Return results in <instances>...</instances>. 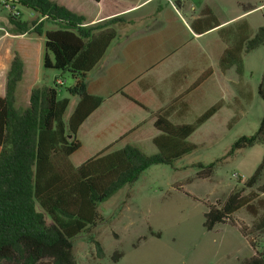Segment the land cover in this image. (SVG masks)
I'll list each match as a JSON object with an SVG mask.
<instances>
[{"label":"trees","instance_id":"obj_1","mask_svg":"<svg viewBox=\"0 0 264 264\" xmlns=\"http://www.w3.org/2000/svg\"><path fill=\"white\" fill-rule=\"evenodd\" d=\"M15 1L38 13L39 22L29 23L10 14L13 34L43 36L44 71L68 72L73 79L68 91L79 100L66 121L70 98L59 96L57 78L53 85L33 87L29 104L18 106L16 93L23 78L24 62L15 54L7 75L6 95L0 96V264H78L75 239L82 233H93L102 223L99 205L135 183L152 165L175 167L178 160L195 151L199 145L191 140L193 133L218 113L222 101L208 107L192 123L176 124L170 117L175 111L179 113L176 105L180 97L174 99L154 114L155 154L148 155L129 144L123 147L112 144L76 166L71 157L82 148L78 129L103 102L88 90L86 79L116 38L114 25L120 19L83 26L87 22L84 16L56 0ZM203 15L204 31L219 25L209 9H204ZM45 22L51 25L44 30ZM219 34L227 44L219 57L220 70L234 68L241 81L244 56L264 45V25L254 31L246 21H239L221 29ZM210 74L209 69L187 93ZM258 94L264 100V74ZM239 117L235 113L231 122ZM259 144H264V115L257 131L240 136L226 156ZM216 163L217 160L207 165L198 162V174L206 170L203 177H210ZM263 171L264 156L242 188L231 191L223 202L207 205L204 215L203 226L208 231L221 223H235L233 215L241 209L255 217L251 227L240 228L243 236L250 237L256 251L243 264H264V246L259 249L257 243V237L264 232V197L245 193V187H253L260 181ZM89 239L103 258L101 241L95 234Z\"/></svg>","mask_w":264,"mask_h":264},{"label":"rangeland","instance_id":"obj_2","mask_svg":"<svg viewBox=\"0 0 264 264\" xmlns=\"http://www.w3.org/2000/svg\"><path fill=\"white\" fill-rule=\"evenodd\" d=\"M2 4L1 2L0 26L9 33V40L6 41L12 43L11 52L17 53L16 49L21 46L27 48L31 44L34 47L40 42L44 48L43 36L32 33L13 34L14 27L9 21L11 12ZM17 8L20 12L19 19L29 23L39 22L38 13L35 11L19 4ZM50 25V22H45L43 29ZM31 26L35 27L33 24ZM211 37L213 36L208 39ZM245 59L250 102L245 101L243 106L236 96L231 111H224L221 116L210 119L193 133L191 140L199 147L178 160L175 167L166 164L152 165L135 183L127 185L102 202L99 210L103 221L91 234H95L103 244L105 256L99 257L95 244L89 239L91 234L85 232L75 239L74 255L78 264H243L244 260L255 254L250 237L243 236L240 232L241 226L249 228L255 220L248 210L241 209L234 214L233 224L221 223L211 231L203 226L207 205L223 202L231 191L242 188L264 156V144L237 150L226 156L232 143L240 136L252 135L257 131L264 115V100L258 94L261 80L259 62L254 53L247 55ZM203 65L204 69L209 66L218 67L213 59ZM45 72L44 84L53 85L54 72H58L59 77L64 80V84L59 86V96L71 97L68 88L73 79L68 72ZM230 74L220 78L223 84L214 77L204 85L200 91L204 104L196 99L194 104H190L184 118L173 121L178 124L192 123L205 111L206 104L211 103L217 94L226 92V86L232 78ZM192 81L193 79L188 83ZM234 85L238 91L240 85ZM24 102L20 95L19 104L24 105ZM74 107L72 102L65 119ZM232 111L240 116L235 122L230 121ZM131 145L148 155L157 151L152 140L147 138L144 142ZM89 153L88 148L77 151L71 157L72 163H82ZM214 160L217 163L210 177H203L206 170L198 174V162L207 165ZM245 188V193L253 192L264 197V171L255 186ZM257 240L261 249L264 246V232ZM116 254L122 255L117 257Z\"/></svg>","mask_w":264,"mask_h":264},{"label":"crops","instance_id":"obj_3","mask_svg":"<svg viewBox=\"0 0 264 264\" xmlns=\"http://www.w3.org/2000/svg\"><path fill=\"white\" fill-rule=\"evenodd\" d=\"M56 1L84 16L87 22L83 26L120 19L114 25L117 30L116 38L86 79L88 90L103 99L101 105L85 119L77 132V138L82 143L79 151L87 148L90 151L86 159L112 144L115 147H123L144 142L146 138L153 142V137L157 133L154 127V114L180 97L176 105L179 113L175 111L170 119L181 120L188 114L190 104H194L196 99L204 104L200 91L214 77L220 81L227 73L232 75L226 92L217 94L211 103H205L207 109L222 101L221 109L210 119L217 115L221 116L224 111H231L236 96L243 106L245 101L250 102L248 92L250 85L245 77L247 55L244 56L245 72L241 81L234 68L222 72L219 57L227 48V44L220 37L219 31L239 21H246L250 28L256 31L264 25V10L259 9L260 6H264V0ZM204 9H209L219 22V25L206 31L203 22ZM8 35L9 33L0 26L2 97L6 95L7 75L16 54L11 52L12 43L6 41L9 40ZM209 36L213 37L208 39ZM28 45L27 48L21 46L16 49L24 62V74L20 81L22 86L19 83L16 93L18 105L19 96L24 98V105H20L22 107L29 104L32 88L44 84L46 73L43 69V44L40 42L34 47ZM252 53L256 54V60L259 62L257 63L262 80L264 45ZM212 59L218 63V67L209 66L204 69L203 64L210 63ZM209 69L211 70L209 77L187 93L188 88ZM57 78L63 80L58 72H54L53 84ZM191 79L193 81L188 83ZM220 83L223 84L221 81ZM236 83L240 85L238 91L235 89ZM69 98L70 104L73 102L76 106L79 97L71 95ZM232 113L230 121L235 116V111Z\"/></svg>","mask_w":264,"mask_h":264},{"label":"built area","instance_id":"obj_4","mask_svg":"<svg viewBox=\"0 0 264 264\" xmlns=\"http://www.w3.org/2000/svg\"><path fill=\"white\" fill-rule=\"evenodd\" d=\"M3 5L11 12L12 16H19L20 12L17 8L18 4L15 0H0ZM259 9L264 10V6H260ZM26 35V34H25ZM57 84L62 85L63 80L58 79Z\"/></svg>","mask_w":264,"mask_h":264}]
</instances>
